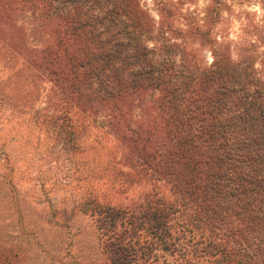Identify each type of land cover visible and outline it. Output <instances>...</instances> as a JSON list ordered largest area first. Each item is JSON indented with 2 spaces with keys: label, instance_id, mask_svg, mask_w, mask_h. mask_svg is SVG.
I'll return each instance as SVG.
<instances>
[{
  "label": "trees",
  "instance_id": "1",
  "mask_svg": "<svg viewBox=\"0 0 264 264\" xmlns=\"http://www.w3.org/2000/svg\"><path fill=\"white\" fill-rule=\"evenodd\" d=\"M183 1L0 0V125L92 150L107 264H264V72Z\"/></svg>",
  "mask_w": 264,
  "mask_h": 264
},
{
  "label": "rangeland",
  "instance_id": "2",
  "mask_svg": "<svg viewBox=\"0 0 264 264\" xmlns=\"http://www.w3.org/2000/svg\"><path fill=\"white\" fill-rule=\"evenodd\" d=\"M141 2L155 17L152 0ZM181 7L200 18L205 8L216 11L212 39L264 72V0H184ZM200 56L210 62L207 49ZM29 117L26 108L14 111L0 125V264H107L96 223L81 208L86 191H96L92 150L86 143L83 156L69 154Z\"/></svg>",
  "mask_w": 264,
  "mask_h": 264
}]
</instances>
